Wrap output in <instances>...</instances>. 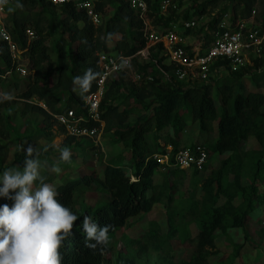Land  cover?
I'll return each mask as SVG.
<instances>
[{"label":"trees","instance_id":"1","mask_svg":"<svg viewBox=\"0 0 264 264\" xmlns=\"http://www.w3.org/2000/svg\"><path fill=\"white\" fill-rule=\"evenodd\" d=\"M93 1L101 15L99 25L73 2L55 5L48 0H14L7 7L8 29L19 47L20 59L14 60L8 44L0 40V172L8 168L22 170L24 148L29 145L40 163L56 150L52 142L61 131L54 128L52 114L69 109L78 115L86 114L85 98L96 91L101 74L100 53L128 56L146 46L143 20L129 0ZM162 1L146 0L153 24L164 31L168 27L158 25L161 21L158 14L168 13L175 0H171L164 13ZM220 1L202 0L196 15L201 17L215 9ZM253 9L264 22V0H234L232 4L235 17L248 18ZM174 11L171 9L165 24L175 18ZM219 16L220 12L207 22L212 33ZM27 29L35 32L31 40ZM198 33L204 43L212 39V33L206 32L204 25L198 28ZM55 34L57 38L50 45L49 40ZM134 64L140 72L150 73L153 80L137 85L125 72H119L106 82L99 104L105 122L103 132L112 131L116 140L129 148L133 171L120 164H110L100 173L93 155H84L73 179L68 173L59 177L45 171L41 175L45 183L61 181L55 187L56 199L78 215L59 249L61 264H150L141 260L148 247L129 240L120 230L128 221L150 213L158 205L165 206L172 214L150 230L152 237L176 236L178 220L190 221L198 229L188 259L170 264H231L230 256L238 258L250 247L253 249L247 230L250 219L257 221L255 229L264 234V222L259 219L264 214V193L258 187L264 182V44L258 54H251L250 62L237 69H232L229 59L217 60L214 67L228 71V75L200 85L175 80L172 65L154 46L148 60L141 63L135 60ZM19 65L26 67V75L17 71ZM158 65L170 73L169 77ZM246 68L254 72L250 74V87L242 75ZM88 70L94 79L87 89H81L74 80ZM122 88L127 90L125 94H121ZM3 94L9 98L4 99ZM139 105L142 112L131 121V112ZM18 119L23 125L10 154L4 141L10 139V125ZM92 124L99 126V122ZM194 127L198 130L197 139L189 146L202 145L208 152L202 170L163 165L154 158L157 153H165L169 145L171 157L185 148L182 133ZM252 140L258 147L245 153L244 148ZM62 144L87 145V151L97 147L89 138L74 136L63 138ZM213 155L218 159L211 166ZM250 157L254 161H248ZM161 168L177 176L191 171L200 175L204 196L193 200L187 208L176 207L172 197L174 184L155 182L156 172ZM12 203L0 198V205L11 207ZM84 216H91L99 226H109L107 246L87 247L82 230ZM121 238L136 248L120 249ZM221 238L231 243L225 245L219 241ZM165 242L160 239V246ZM256 257L261 258L258 253Z\"/></svg>","mask_w":264,"mask_h":264},{"label":"built area","instance_id":"2","mask_svg":"<svg viewBox=\"0 0 264 264\" xmlns=\"http://www.w3.org/2000/svg\"><path fill=\"white\" fill-rule=\"evenodd\" d=\"M14 0H5L0 4V40L5 41L14 60L20 59V50L8 29L7 7ZM55 5L73 2L76 6L86 10L95 25L101 23V15L95 10L93 0H48ZM132 8L139 11L144 23V35L146 46L132 55L110 54L102 52L98 56V64L101 71L97 81V89L85 98V115H78L75 110L69 109L59 113H53L55 129H59L63 138L74 136L77 139L89 138L96 146L101 144V135L105 122L99 112V104L105 93L106 82L113 75L125 72L128 78L137 85L145 84L153 80L150 73L140 72L135 68L134 61L141 63L150 57L151 48L160 49L161 55L172 65L175 80L201 78L208 80L212 71H218L214 67L217 60H231L232 69H237L246 60L251 59V54H258L259 48L264 44V22L257 18V11L253 9L248 18L232 17L219 18L216 30L212 33L207 23L204 30L212 33V39L204 43L203 37L192 42L177 28H168L164 31L155 27L149 17V5L146 0H129ZM171 0H163L161 11L164 13ZM203 16V15H202ZM202 16L200 18H202ZM198 21L189 19L184 21L183 30L197 27ZM28 39L35 37L32 29L26 31ZM248 62V61H247ZM162 73L169 77L170 73L158 65ZM17 71L21 75L27 74L26 67L19 65ZM99 122V126L93 125ZM172 146H167L165 153L154 155L161 164L180 169L195 168L202 170L208 160V152L205 146H187L177 151L172 157Z\"/></svg>","mask_w":264,"mask_h":264},{"label":"rangeland","instance_id":"3","mask_svg":"<svg viewBox=\"0 0 264 264\" xmlns=\"http://www.w3.org/2000/svg\"><path fill=\"white\" fill-rule=\"evenodd\" d=\"M202 0H175L174 7L171 9H175L174 14L175 18L170 20L165 24L167 18L170 16L169 10L165 15L158 14L161 17V21L158 22L163 28H177L183 35L189 38L190 41L196 42L201 37V33H198V28L201 25H204L209 21V19H213V17L220 12L219 18H223L227 16V18L232 17V4L234 0H221L218 6L207 12L202 16V18L196 15L198 9L197 5L201 3ZM12 9V6L10 7ZM159 18V17H158ZM194 19L198 21V26L194 30L184 31L183 23L186 20ZM164 22V23H163ZM57 38V34L53 35L49 43L53 45ZM248 62L251 59L246 60ZM254 73L250 68H246L245 73L242 75L247 80L248 86H252L249 78L250 74ZM228 75V71H212L209 75L208 80H202L201 78L194 79H186L191 84H204V83H212L218 77L224 78ZM186 83V82H184ZM123 89V88H122ZM127 90L123 89L121 94H125ZM121 98L123 96H120ZM133 103V102H132ZM7 112V110H5ZM142 112L141 105L136 107L130 116V120L133 121L137 118V116ZM186 118H189L186 115ZM23 123L20 119L16 121V123H11L10 128L12 130L10 139L4 141L6 146L9 148L10 154H12L15 143L18 140V136L21 131ZM198 130L194 128H188V130H184L182 133V144L184 147L189 146L192 141L197 139ZM63 137L61 134H58L54 141L52 142L56 150L50 154L46 159L41 161L40 163V175H42L45 171L49 174L56 173L61 177L62 175L68 173V176L73 179L77 174V168L82 165V157L84 155L91 156L93 155L94 161L97 165L98 171L102 173L107 165L110 164H120L123 165L128 171H133V161L131 157V151L129 148L123 146L120 142L116 140L115 135L112 131L103 132L101 135V144L93 149L92 151H87V145H63L62 144ZM202 142V141H201ZM45 142H43L44 144ZM93 144H95L92 141ZM48 143L46 142V145ZM64 147H68L72 153L70 162H63L60 160V150ZM257 148L258 145L252 140L249 145L244 148L245 153L250 148ZM99 149V150H98ZM57 152V153H56ZM76 153L78 154L76 156ZM248 156V155H247ZM217 156L213 155L210 158L209 165L213 166L217 162ZM248 161H254L253 157L247 159ZM59 168V171L56 169ZM209 170L205 173L208 174ZM202 177L200 175H196L194 173L188 172L184 175H173L168 172H164L161 168L156 172L155 182L156 183H166L168 185L174 184V190H172V197L174 201V205L178 208H187L191 204L193 200L200 199L204 196V192L202 189ZM53 187H56L61 183L59 179L53 180L51 182H46ZM167 185V192L169 191V187ZM259 191L264 193V182L258 185ZM87 199L91 200L87 197ZM172 212L168 213L165 209V206L158 205L148 214H142L138 218L132 219L128 221L124 228L120 230V233L124 236H127L129 240L140 242L148 247L146 255L141 259L143 262H148L150 264H154L156 262L161 264H170L176 263L179 259H188L189 253L191 252V248L193 247V239L198 232V229L195 224L190 221H179L177 223L178 226V234L172 238H168L167 235H161V237H152L150 235V230L154 229L157 225L163 224L166 216L171 215ZM260 221L264 222V214L259 216ZM255 221L254 218L250 219L247 224V230L249 231L251 246L253 249L245 253L243 256L234 257L230 256L231 264H264V234L259 233V230L255 229ZM121 242L119 243V248H123V250L135 249L136 246L129 244L128 241L121 238ZM160 239L165 240V244L160 246ZM220 242L225 245H229L231 241L227 238L219 239ZM256 253H258L261 258L256 257ZM224 257V256H223Z\"/></svg>","mask_w":264,"mask_h":264},{"label":"clouds","instance_id":"4","mask_svg":"<svg viewBox=\"0 0 264 264\" xmlns=\"http://www.w3.org/2000/svg\"><path fill=\"white\" fill-rule=\"evenodd\" d=\"M4 2L0 0V4ZM92 79L94 75L88 70L74 83L87 89ZM3 98L9 97L3 94ZM24 152L22 170L0 172V198L13 201L11 207L0 205V264H61L59 249L78 215L61 205L57 189L44 182L33 147L29 145ZM71 157L68 147L60 150L61 161L70 162ZM82 230L91 249L109 243V226H99L91 216H84Z\"/></svg>","mask_w":264,"mask_h":264}]
</instances>
